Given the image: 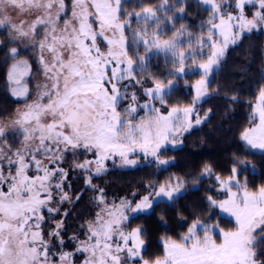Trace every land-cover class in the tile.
Returning a JSON list of instances; mask_svg holds the SVG:
<instances>
[{"label": "snow or ice", "instance_id": "1", "mask_svg": "<svg viewBox=\"0 0 264 264\" xmlns=\"http://www.w3.org/2000/svg\"><path fill=\"white\" fill-rule=\"evenodd\" d=\"M186 2L175 0L170 6L161 0L135 11L126 7L131 0H0V32L7 37L0 41V52L5 61H13L7 73L14 85L10 96L28 100L31 95L21 82L30 68L22 58L28 52L35 54L44 77L30 103L10 118H4L7 113L0 117V264H77L78 257L79 264H264V185L249 191L247 178L243 183L239 179L242 169L255 173L249 161L234 160L226 179L215 176L227 199L206 197L210 207L234 217L235 228L225 230L219 222L194 216L179 240L163 242L162 258L145 257L146 229L130 227V222L160 203H175L186 187L183 178L151 181L138 201L123 198L118 204L109 203L104 189L92 183L116 158L122 168L137 167L140 154L149 166L169 165L161 149L182 143L180 137L202 123L195 106L208 95V76L228 46L245 33L264 29V0H197L210 6L211 15L207 28L194 36L186 25L175 29L173 23L183 18ZM226 6L236 12L225 11ZM246 6L255 9L251 18ZM165 24L172 25L169 38H164ZM206 47L210 52L203 51ZM158 56L173 65L168 73L173 78L166 83L148 70ZM189 71L201 74L193 101L171 105L168 97L178 89L177 80ZM130 89H139L147 99L141 103ZM140 110L144 115L137 120ZM241 139L264 154V85L257 90ZM212 171L205 165L202 176ZM70 172L85 175V187L96 194L99 209L80 226L83 240L76 234L68 237L74 242L71 251L65 250L63 235L70 212L61 206L74 205L80 195H71ZM57 215L63 218L57 220ZM49 220L53 224L45 232Z\"/></svg>", "mask_w": 264, "mask_h": 264}, {"label": "trees", "instance_id": "2", "mask_svg": "<svg viewBox=\"0 0 264 264\" xmlns=\"http://www.w3.org/2000/svg\"><path fill=\"white\" fill-rule=\"evenodd\" d=\"M160 3L161 0H131L126 7L129 10L139 11L141 7H155ZM174 3L175 0H169L170 6ZM133 5L138 7L133 9ZM208 9L209 6L202 2L187 0L183 18H177L173 22L175 29H179L183 24L194 36L200 35L201 29L207 28V20L211 15ZM158 15L162 16L163 13ZM163 27H165L164 38L171 37L172 25L165 24ZM203 51L208 53L210 49L206 47ZM203 58L206 59V56ZM187 64L190 66L191 61H187ZM172 69L173 65L170 62L166 64L164 58L158 56L151 60L148 70L166 83L168 79L173 78L168 75ZM200 78V72L189 71L182 79H178V89L168 97L170 104L175 105L179 101L181 107L190 105L195 97L193 86ZM208 78V95L195 106L201 118L205 114L208 118L184 133L179 147L166 146L161 150V158L171 160L169 165L158 168L154 162L150 166L144 162L135 168L118 169L107 166L106 163L108 172L92 181L94 185L104 189L106 197L116 198L134 192L137 193L136 197H139L145 193V184L151 181L160 182L167 174H175L183 178L186 187L182 189V194L177 197L175 203H160L150 213L131 219L130 227L143 226L146 229V258L159 257L162 254L161 240L163 238L178 240L192 223L194 216L207 222L227 221L209 206L206 197L214 195L212 184L215 182L212 177L214 175L228 177L234 160L237 162L246 160L256 166L255 173L250 169H242L240 172L239 179L244 182L245 177L247 178L248 189L254 190L264 185V154L249 149L241 139L242 131L249 126V116L252 104L256 101L257 90L264 85V30L243 34L237 44L228 48L219 66L209 74ZM148 86H151V81H148ZM132 90L137 91L141 103L147 99L139 93V89H130ZM233 96L237 97L235 101L231 99ZM4 103L13 108L14 100L5 97V91L0 85V107H3ZM124 106L125 104H122L118 110L122 111ZM157 106L159 107L158 104ZM5 110L6 108L0 109V117H4ZM161 110L166 111L163 108ZM142 113L143 111L140 110L136 118ZM12 140L13 138L9 137V141ZM71 159L72 157L69 156L68 161ZM205 165L211 166L213 170L211 176H201ZM64 167L68 168L69 164L65 163ZM84 180L83 173L69 174L71 195L73 197L80 195V199L74 205L65 203L61 206L62 211L67 209L70 212L64 218L65 247L71 246L68 237L73 234L79 235L80 226L95 213L96 202L93 198L96 194L85 187ZM47 215L45 212L46 217ZM62 218L60 215L56 216L57 220ZM52 224L53 221L49 220L43 225L45 232Z\"/></svg>", "mask_w": 264, "mask_h": 264}, {"label": "rangeland", "instance_id": "3", "mask_svg": "<svg viewBox=\"0 0 264 264\" xmlns=\"http://www.w3.org/2000/svg\"><path fill=\"white\" fill-rule=\"evenodd\" d=\"M231 3H233L234 4V0H232L231 1ZM208 6V5H207ZM210 7V6H209ZM225 11H231V12H233V13H235L236 12V9H235V7H231V8H228L227 6L225 7V9H224ZM255 9L254 8H252V6H246V8H245V11H246V14L248 15V17L249 18H251V16H252V12L254 11ZM218 22V21H217ZM136 25L134 24V27H135ZM140 27H143V24H141L140 25ZM149 30H151V28L149 29ZM258 30H262V29H258ZM258 30H254V31H258ZM264 30V29H263ZM246 34V33H245ZM7 39V37H6V34L4 33V32H0V41H4V40H6ZM10 46H12V45H9V47ZM232 46H234V45H229L228 46V48L229 47H232ZM228 48L226 49V51H225V53L227 52V50H228ZM141 51H143V49L141 50ZM225 55V54H224ZM22 58H26V59H28L29 60V64H30V68L27 70V74L26 75H24L23 77H22V84H26L27 85V87L29 88V91H30V96H29V98H28V100H25V99H23V98H17V97H12V96H10V88L12 87V86H14V85H10L9 84V82H8V80H7V73H8V70H9V66H10V64L13 62V61H11V60H7V61H5V58H4V55H3V53L2 52H0V78H1V80H0V85L3 87V89H4V91H5V97L7 98V99H12V100H14V103H12L13 104V108H11V107H9L6 103H4V106L3 107H0V109H5L6 108V113L8 114L7 115V117H5V119H7V118H10L11 116H12V114L14 113V111L16 110V109H23V107H24V105H25V103H30L31 102V100H32V98L35 96V94H36V92H37V85H39V84H43L44 83V77H43V74H42V71H41V69H40V65H39V63H38V61H37V59H36V56H35V54L34 53H32V52H28L27 53V55H25V56H22ZM217 68V67H216ZM216 68H214V69H216ZM209 79V78H208ZM195 85V84H194ZM6 90H7V92H6ZM193 90H194V95H195V89H194V87H193ZM204 98V97H203ZM202 98V99H203ZM256 102V101H255ZM255 102L252 104V105H254L255 104ZM158 107V106H157ZM143 111V113H142V115H144V110H142ZM251 111H252V107H251ZM141 115V116H142ZM205 117V115L202 117V122L204 121V118ZM139 118H137V120H138ZM193 120H194V117H193ZM196 126H198V125H194L193 127H196ZM192 127V128H193ZM180 139H182V136L180 137ZM243 141V140H242ZM244 142V141H243ZM245 143V145L249 148V149H251L250 148V146H248L247 144H246V142H244ZM181 145V143H178V144H175V145H173V144H167L166 146L167 147H171V148H177V147H179ZM162 150V149H161ZM251 150H253V151H255V152H260L259 150H255V149H251ZM133 158H137V157H133ZM139 158L141 159V163L140 164H143L144 162H145V160L143 159V157H142V154H140L139 155ZM150 159H152L151 157H149L148 158V160H150ZM167 160H170V159H167ZM171 161V160H170ZM107 163V166L109 165V166H111L112 168H118V169H128V168H122V167H119V159L118 158H116V160H115V163L112 161V160H109V161H107L106 162ZM146 163V162H145ZM139 164V165H140ZM175 176V177H180V176H178V175H175V174H167L161 181H160V183H163L166 179H168V177L169 176ZM201 176H202V174H201ZM215 176L216 175H214L212 178H213V181L215 182V183H213L212 184V186H213V190H214V195H212V197L214 198V199H217V200H224V199H227L228 198V194H227V192L226 191H220L219 190V188H220V186H219V184L216 182V180H215ZM203 177V176H202ZM221 178H227V177H221ZM241 183H243V181H240ZM256 189H258V187L256 188ZM256 189H254V190H252V189H249V191H255ZM232 191L233 192H237V191H239L236 187H233L232 188ZM181 192H182V190H181ZM145 194V193H144ZM143 194V195H144ZM142 196V195H141ZM123 198H127L128 200H132V201H138V199L140 198V196L139 197H135V198H133V195H132V193L131 194H127V195H121V196H118V197H116V198H108V197H106V199L109 201V203H111V202H113V201H115L117 204L119 203V201L121 200V199H123ZM163 203H166V204H168V202L167 201H165V202H163ZM213 208V207H212ZM215 211H216V213L220 216V217H223L224 218V220H227V221H225V222H223V223H219V225H220V227L221 228H223V229H225V230H233L234 228H235V219H234V217H230V216H228V214H226V213H222L218 208H213ZM99 209H98V207H97V205H96V208H95V213L98 211ZM95 213H94V215L89 219V220H91V219H94V216H95ZM207 222V221H206ZM213 222H219V221H213ZM222 222V221H221ZM209 223H211V221L209 222ZM187 229H188V227H187ZM187 229H186V231L183 233V234H185L186 232H187ZM183 234H181L180 235V237L183 235ZM203 235V233L201 232V236ZM79 237H80V239L81 240H83L84 239V234H83V230L81 229L80 231H79V235H78ZM180 237H179V239H180ZM167 239H170V238H163L162 240H161V242H162V254L159 256V257H163V254H164V250H163V242L165 241V240H167ZM178 239V240H179ZM214 239L219 243L220 242V240L222 239V237L217 233V234H215L214 235ZM73 248H74V242L73 241H71V246H69V247H65V250H69V251H71V250H73ZM79 259H82V257H78V259H77V264H79Z\"/></svg>", "mask_w": 264, "mask_h": 264}]
</instances>
